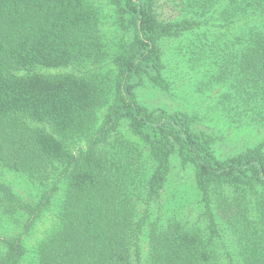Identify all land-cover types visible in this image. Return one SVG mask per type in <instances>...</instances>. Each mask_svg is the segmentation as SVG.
I'll use <instances>...</instances> for the list:
<instances>
[{"label":"trees","instance_id":"1","mask_svg":"<svg viewBox=\"0 0 264 264\" xmlns=\"http://www.w3.org/2000/svg\"><path fill=\"white\" fill-rule=\"evenodd\" d=\"M166 2L177 17L161 0H0V264H264V141L222 156L197 114L139 93L171 89L164 44L188 36L227 117L264 122V0ZM175 157L194 218L164 196Z\"/></svg>","mask_w":264,"mask_h":264},{"label":"rangeland","instance_id":"2","mask_svg":"<svg viewBox=\"0 0 264 264\" xmlns=\"http://www.w3.org/2000/svg\"><path fill=\"white\" fill-rule=\"evenodd\" d=\"M179 7L176 8L166 0H161L160 10L167 18L177 17ZM164 49L168 58L167 70L172 82L171 89L164 91L148 84L143 85L139 91L142 101L153 108L164 107L197 114L198 127L217 134L218 149L222 156L236 154L264 141V122H257L254 125L241 124L238 120L232 121L227 117L224 107L219 103L223 84L212 81L210 72L206 71L207 65L199 60L196 52L198 48L190 43L188 36L165 42ZM3 178L25 196L31 197L37 193L36 187L20 174L5 173ZM194 188V168L184 167L175 157L164 196L172 195L179 216L195 217L198 210L195 205L197 196ZM177 193L181 196L175 201ZM192 209L194 213L191 215ZM53 212L54 209L47 211L37 223L28 237L29 245H33L46 227L52 224Z\"/></svg>","mask_w":264,"mask_h":264}]
</instances>
